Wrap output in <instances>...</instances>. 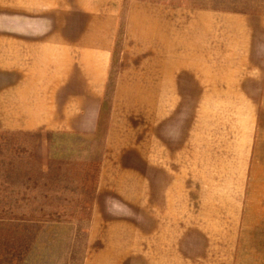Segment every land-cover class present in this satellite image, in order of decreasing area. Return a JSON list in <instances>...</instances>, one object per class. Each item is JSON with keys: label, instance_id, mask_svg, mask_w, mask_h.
<instances>
[{"label": "rangeland", "instance_id": "374dc122", "mask_svg": "<svg viewBox=\"0 0 264 264\" xmlns=\"http://www.w3.org/2000/svg\"><path fill=\"white\" fill-rule=\"evenodd\" d=\"M125 4L103 93L0 86V264H264V0Z\"/></svg>", "mask_w": 264, "mask_h": 264}, {"label": "crops", "instance_id": "0c3cea01", "mask_svg": "<svg viewBox=\"0 0 264 264\" xmlns=\"http://www.w3.org/2000/svg\"><path fill=\"white\" fill-rule=\"evenodd\" d=\"M125 5V0H0V86H17L13 94L20 109L38 113L33 123L48 119L40 110L68 108L62 105L66 95L104 92L127 25ZM194 29L188 22L176 28L189 55L199 45ZM157 31L151 29L154 36ZM56 94L64 95L58 107L51 105ZM5 97L0 95V103Z\"/></svg>", "mask_w": 264, "mask_h": 264}]
</instances>
